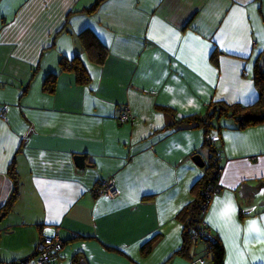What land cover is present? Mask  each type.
Wrapping results in <instances>:
<instances>
[{"label": "crops", "instance_id": "0c3cea01", "mask_svg": "<svg viewBox=\"0 0 264 264\" xmlns=\"http://www.w3.org/2000/svg\"><path fill=\"white\" fill-rule=\"evenodd\" d=\"M95 1L0 0V208L12 162L20 183L0 217V256H29L58 227L63 248L50 264H71L75 254L87 264H212L203 241L188 257L175 253L176 215L204 170L192 156L205 165L208 155L202 126L176 123L217 101L257 100L264 0H103L87 11ZM87 44L105 47L103 63ZM63 55L81 58L89 84L61 72ZM53 74L50 93L43 82ZM216 121L220 191L203 221L225 264H264V122ZM107 180L113 197L99 192Z\"/></svg>", "mask_w": 264, "mask_h": 264}, {"label": "trees", "instance_id": "16d2710c", "mask_svg": "<svg viewBox=\"0 0 264 264\" xmlns=\"http://www.w3.org/2000/svg\"><path fill=\"white\" fill-rule=\"evenodd\" d=\"M102 1L103 0H96L87 11H93ZM86 34L87 32L85 31L83 33V39L85 41H87ZM87 47L91 59L93 61L103 63L106 58L105 47L101 44H93L92 46L87 44ZM60 65L61 72L68 71L74 73L75 81L78 84L85 85L89 84L91 81V75L79 56L67 57L63 55L60 58ZM56 74L49 75V77L43 82V89L49 91L50 93L54 91ZM253 79L258 89V98L252 105L244 106L239 103L227 104L225 102L217 101L212 109L204 115H188L178 120L176 123L187 128L199 125L202 126L204 133L203 146H205L208 152L205 165L203 167V174L195 184L197 189L195 198L192 199L191 202L181 209L176 215V218L182 224L181 244L175 252L176 254L188 257L190 249L196 243L203 241L206 243L207 253L210 255L212 264H225V252L222 243L215 236H211L209 227L205 225L203 221L205 209L207 208L211 198L210 189L218 183L219 178L217 175V168L219 165L218 152L220 143H217L218 139L215 141L211 139L210 132L215 129V133L218 134L219 128L214 124V122H217L216 120L221 116L233 117L238 128H245L247 126L264 122V52L260 53L255 61ZM161 109L167 108L162 107ZM212 117H216L213 122L211 120ZM212 127L214 128L213 130ZM7 174L13 183V187L7 200L0 208V217L7 214L12 209L13 203L18 198L20 189L18 173L13 162L9 165ZM152 241L153 239L147 242V249H145V245H143V254L149 252L148 249H150ZM62 242L64 243V241ZM80 257L81 256L78 254L73 255L71 264H79ZM18 259L19 258L3 260L0 256V263L14 264V262Z\"/></svg>", "mask_w": 264, "mask_h": 264}, {"label": "built area", "instance_id": "2783aa9c", "mask_svg": "<svg viewBox=\"0 0 264 264\" xmlns=\"http://www.w3.org/2000/svg\"><path fill=\"white\" fill-rule=\"evenodd\" d=\"M5 108H0V117L5 116ZM129 112L124 110L119 115V120L125 122L128 121ZM211 136V135H210ZM212 140H217V136H211ZM222 167L218 165L217 175L220 176ZM220 191L219 183H216L210 189L211 198L213 195ZM100 194L108 197L116 195L117 191L113 180H107L102 182L101 188L99 189ZM104 192V193H103ZM210 198V199H211ZM63 248V242L59 236V228L55 227L50 233H41L40 239L34 249V251L25 257H20L14 262V264H50L53 260L58 257L59 252ZM5 264V263H0Z\"/></svg>", "mask_w": 264, "mask_h": 264}, {"label": "water", "instance_id": "95a60500", "mask_svg": "<svg viewBox=\"0 0 264 264\" xmlns=\"http://www.w3.org/2000/svg\"><path fill=\"white\" fill-rule=\"evenodd\" d=\"M74 160H75V164L78 166V167H83V163H84V156L82 154H76L74 155ZM192 160L195 162V164H197L198 166L200 167H203L204 166V161H203V158L201 157L200 154L196 153L192 156ZM251 187L252 189V192L253 193H257L258 189H259V186L258 185H254V186H249ZM79 264H87L86 260L85 259H80L79 260Z\"/></svg>", "mask_w": 264, "mask_h": 264}, {"label": "rangeland", "instance_id": "374dc122", "mask_svg": "<svg viewBox=\"0 0 264 264\" xmlns=\"http://www.w3.org/2000/svg\"><path fill=\"white\" fill-rule=\"evenodd\" d=\"M202 248H203V245L201 244V245H200V249L202 250Z\"/></svg>", "mask_w": 264, "mask_h": 264}]
</instances>
